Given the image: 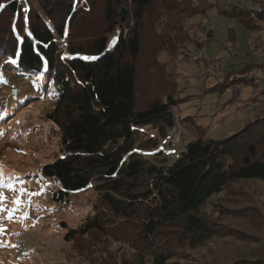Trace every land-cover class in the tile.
<instances>
[{"label": "rangeland", "instance_id": "374dc122", "mask_svg": "<svg viewBox=\"0 0 264 264\" xmlns=\"http://www.w3.org/2000/svg\"><path fill=\"white\" fill-rule=\"evenodd\" d=\"M15 1L21 2L14 0L11 4ZM117 1L113 6L115 13H120L122 8L127 12L124 21L119 14L116 18L119 30L127 35L134 25V9L128 2L117 4ZM168 1L173 8L176 0ZM191 1V9L194 2L201 7L208 1L210 9L216 7L217 10L207 16H197L193 12L177 15L173 9L167 17L168 22L166 16L159 13L168 3L161 5L160 0H155L146 10L142 52L137 63L139 110L157 100L166 101L168 94L174 99V127L167 128L165 134H172L175 143L171 144L170 138L162 141L156 127L146 126L160 144L147 153L155 155L165 148L171 160L197 137L224 140L245 127L246 122L264 118V80L256 78L259 87L251 88L246 81L238 82L240 78L236 74L227 72L238 71L240 62L251 63L252 60L258 66L240 71L246 79L253 77V71L264 70L261 64L264 59L259 60L264 57V42H255L242 24L225 20L218 14L225 9L234 12V6L240 5L246 10L245 19L252 24L261 23L264 21V0ZM91 2V6H86L84 0H79L80 8L89 9L90 6L91 10L81 13L74 25L75 43L88 47L94 39L104 35L115 42L118 36L110 32L113 25L106 20L107 0ZM19 7L17 5V9ZM204 19L212 22V29ZM166 25L170 28L177 25L182 35L186 32L189 36L185 42H175L172 47L165 42L161 44L172 40L170 32L164 33ZM230 30L235 32L233 37ZM61 45L66 50L67 39ZM199 50L207 57L205 64L200 66L190 60L191 54L196 55ZM247 54L252 57L248 59ZM10 61L8 57L0 58V196L4 198L0 202V208L4 209L0 211V229H3L0 231V264H112L114 259L120 263L135 250L132 243L116 237H138L142 214L130 222L113 215L99 199L95 184L73 192L67 203L52 201L59 185L40 173L44 166L62 156L60 130L48 118L54 107L53 85L44 79L45 75L20 72ZM166 72L170 73L169 80ZM259 76L264 77V74ZM231 77H235L232 84L229 83ZM214 81L220 84L222 93L208 94L207 85ZM261 96L259 104L252 103ZM189 116L194 118L187 119ZM263 129L257 126L255 133L259 136L264 133ZM259 148L263 149L264 144ZM174 151L178 154L174 155ZM21 188L24 193L20 192ZM16 200H20L18 206L14 203ZM13 209L16 211L10 220L9 212ZM25 215L27 219L23 218ZM94 215L103 222L101 230L77 236L73 241L66 239L72 230ZM200 216L210 221L214 231L212 238L193 246L177 235L162 237L161 246L172 255L170 263L264 264V181L244 180L228 186L201 207ZM171 230L174 229H163L168 231L166 234Z\"/></svg>", "mask_w": 264, "mask_h": 264}, {"label": "trees", "instance_id": "16d2710c", "mask_svg": "<svg viewBox=\"0 0 264 264\" xmlns=\"http://www.w3.org/2000/svg\"><path fill=\"white\" fill-rule=\"evenodd\" d=\"M12 1L0 0L3 5L0 8V58L15 60L11 66L25 74L45 75L44 79L51 81L54 89V107L48 118L60 130L62 156L44 166L40 173L59 185L52 201L67 203L73 192L95 184L99 199L113 215L130 222L142 214L138 237H116L132 243L135 253L124 256L120 263L114 259L112 264H174L169 262L172 255L161 246L162 237L177 235L193 246L211 239L214 231L210 221L200 216L201 207L213 195L236 182L264 181V148H259L264 144V133L259 136L255 133L257 126L264 128L259 124H264V118L246 122L245 127L224 140L197 137L173 160L167 158L165 148L150 155L147 152L160 144L146 126L156 127L162 141L170 138L165 130L174 127L172 109L175 106L168 94L166 101L157 100L144 110L137 108V63L142 52L143 20L155 0L117 1V4L128 2L134 9V25L127 35L119 30L116 18L118 14L121 18V12L117 14L113 10L116 0H107L106 20L112 23L110 32L118 39L110 42L104 35L94 39L88 47L75 43L73 29L81 13L90 12L92 0H84L86 6L90 5L89 9L80 8L79 0H24L16 13L10 6ZM166 1L160 0L161 5ZM169 2L159 9V13L166 16V22L173 9L177 15L193 12L197 16H207L217 10L216 7L210 9L208 1L201 7L194 2L193 9L191 0H176L173 8ZM34 3L38 5L33 6ZM234 8L231 13L227 9L216 12L225 20L242 24L250 38L262 44L264 21L252 24L245 19L246 10L242 6ZM178 29L177 25L171 28L166 25L164 33L170 32L172 40L161 44L165 42L172 47L175 42H185L189 35L186 32L182 35ZM234 34V30H230V36ZM213 37L212 33L211 41ZM64 39H67L66 50L61 45ZM248 55L250 59L252 56ZM62 56L69 58L61 59ZM86 56L97 59H83ZM190 57L198 66L207 60L197 53ZM255 63L253 60L240 62L238 71L225 70L236 74L240 78L238 82L246 81L251 88H258L255 79L264 80L259 76L264 70L253 71L250 79L240 72L242 68L258 66ZM165 75L171 78L169 72ZM234 78L231 77L230 84L235 82ZM207 86L208 94L222 93L216 81ZM262 96L251 102L259 104ZM204 128L209 130L208 126ZM154 156L161 158L157 160ZM167 227L174 230L166 234L168 231L163 229ZM102 228L103 222L94 215L72 230L66 239L73 241L77 236Z\"/></svg>", "mask_w": 264, "mask_h": 264}, {"label": "snow or ice", "instance_id": "6c2138e0", "mask_svg": "<svg viewBox=\"0 0 264 264\" xmlns=\"http://www.w3.org/2000/svg\"><path fill=\"white\" fill-rule=\"evenodd\" d=\"M2 7H3V5H0V8H2ZM65 58H69V57H67V56H62L61 57V59H65ZM83 59H85V60H95V59H97V57H95V56H86V57H83ZM10 63H15V60L10 61ZM24 191L25 190L23 188L20 189L21 193H24ZM28 194L32 195L31 193H28ZM3 199L4 198L2 196H0V202H2ZM14 203L18 206L20 204V200H16V201H14ZM3 210H4L3 208H0V211H3ZM15 211H16V209H13L12 211L9 212L8 218L10 220L12 219L13 214H14ZM23 218L27 219V215H25ZM0 231H3V229H0Z\"/></svg>", "mask_w": 264, "mask_h": 264}, {"label": "built area", "instance_id": "2783aa9c", "mask_svg": "<svg viewBox=\"0 0 264 264\" xmlns=\"http://www.w3.org/2000/svg\"><path fill=\"white\" fill-rule=\"evenodd\" d=\"M25 2H24V0H21V2H19V6H23V4H24ZM204 23L206 24V25H208V26H210V28L212 29L213 28V25H212V22L211 21H209V19H204ZM197 55H198V57H202V55H203V51L202 50H200L199 52H197ZM170 143L172 144V143H175L174 142V137L172 136V134L170 135ZM170 144V145H171ZM167 151V150H166ZM178 153H176V151H174V155H177ZM179 155V154H178Z\"/></svg>", "mask_w": 264, "mask_h": 264}, {"label": "water", "instance_id": "95a60500", "mask_svg": "<svg viewBox=\"0 0 264 264\" xmlns=\"http://www.w3.org/2000/svg\"><path fill=\"white\" fill-rule=\"evenodd\" d=\"M17 5L18 4H17L16 1L11 4V8H12V10H13L14 13H16V11H17ZM126 14H127L126 10L125 9H122L121 14H120L122 21H124ZM114 172H115V169L111 170V173L112 174Z\"/></svg>", "mask_w": 264, "mask_h": 264}]
</instances>
